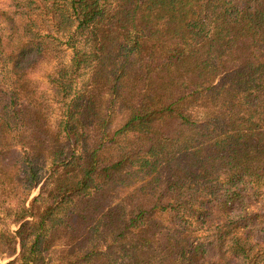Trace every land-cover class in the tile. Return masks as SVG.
<instances>
[{"label": "trees", "instance_id": "1", "mask_svg": "<svg viewBox=\"0 0 264 264\" xmlns=\"http://www.w3.org/2000/svg\"><path fill=\"white\" fill-rule=\"evenodd\" d=\"M0 18V264H264V0Z\"/></svg>", "mask_w": 264, "mask_h": 264}, {"label": "rangeland", "instance_id": "2", "mask_svg": "<svg viewBox=\"0 0 264 264\" xmlns=\"http://www.w3.org/2000/svg\"><path fill=\"white\" fill-rule=\"evenodd\" d=\"M9 5V0H0V11L3 9V8H7ZM1 20V18H0ZM70 53V51H69ZM66 58H69V55L68 57ZM37 192H35L34 194H36ZM0 217L2 219V221H0V227L1 228H7V229H10V230H15L17 229V227L12 224V223H9V220H10V217L8 216L7 212H0ZM6 221V222H5ZM9 223V224H8ZM9 259H3L2 262L3 264H5Z\"/></svg>", "mask_w": 264, "mask_h": 264}]
</instances>
